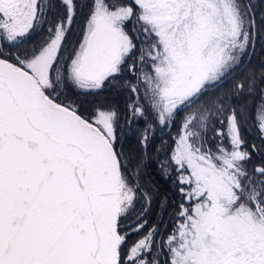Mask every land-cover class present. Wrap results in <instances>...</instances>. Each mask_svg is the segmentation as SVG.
<instances>
[{"label":"snow or ice","instance_id":"1","mask_svg":"<svg viewBox=\"0 0 264 264\" xmlns=\"http://www.w3.org/2000/svg\"><path fill=\"white\" fill-rule=\"evenodd\" d=\"M261 5L0 0V264H264Z\"/></svg>","mask_w":264,"mask_h":264},{"label":"trees","instance_id":"2","mask_svg":"<svg viewBox=\"0 0 264 264\" xmlns=\"http://www.w3.org/2000/svg\"><path fill=\"white\" fill-rule=\"evenodd\" d=\"M254 2L257 4V12L259 14L260 8H261V0H254ZM259 19V15L257 17ZM264 45L258 44L255 52V56L252 58V64L253 67H257L259 63L264 62V55H261V50ZM255 132H251V136H255ZM133 145H135L136 141L133 137L131 141H129ZM249 142H251V139L249 137ZM145 183L149 184V187L152 189L153 193L159 189L162 193H166L169 196L172 195L171 184L167 181H164L162 177L160 176L159 170L153 165L148 168L146 175H145ZM155 204V201H154ZM150 222L154 221L158 217H156V209L155 207L153 210L149 213L148 217Z\"/></svg>","mask_w":264,"mask_h":264}]
</instances>
